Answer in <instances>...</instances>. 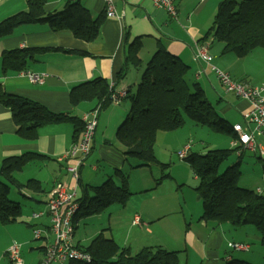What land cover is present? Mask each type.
<instances>
[{
	"label": "crops",
	"instance_id": "1",
	"mask_svg": "<svg viewBox=\"0 0 264 264\" xmlns=\"http://www.w3.org/2000/svg\"><path fill=\"white\" fill-rule=\"evenodd\" d=\"M68 1L46 0L45 10L51 13L62 11ZM80 1L94 18L106 14L105 0ZM222 1L174 0L177 9V17L174 18L165 9L158 7L155 0H112L115 17L108 18L106 14L99 37L94 42L87 43L76 39L70 31L54 32L49 26L41 24L20 26L10 36L0 39V86L8 94L37 102L53 113L69 114L82 121V117L98 108V104L93 101L72 106L70 91L74 86L96 79L105 80L109 85H115L118 91L122 89L128 91L127 97L120 104H113L107 109H101L92 153L81 167L78 183L68 174L66 170L68 162L64 159L65 154L75 142L73 125L70 123L49 125L39 130L36 139H26L17 134V127L9 108L0 104V169L4 160L28 153L46 158L31 162L22 171L15 173V183H10L0 177L1 181L9 185L10 193L14 188L23 199L19 202L12 201L20 205V217L7 225L0 222V264H5L4 261L11 264L8 259V249L14 243L22 245L21 255L24 264H44L46 247L54 239L50 230L51 217L48 211V201L55 186L58 183L65 184L69 191L75 190L78 199H80L82 185L98 187L110 179L120 184L115 175L116 171L127 175L129 189L133 196L126 207L111 206L112 213L108 222L106 223L101 218V223L95 228V234L107 232L110 234L108 238L113 239L123 248H129L132 254L149 246L163 247L168 250L169 247L164 246L160 240L159 228L162 219L170 215L167 211H163L165 205L168 204L159 202L160 194L157 196L153 194V191L158 190L165 179L157 185V180L160 178L158 179L153 171L152 166L154 165L143 167V169L134 168L138 166V161H131V159L126 161V148L115 140L116 132L127 118L126 116L129 115L130 96L137 93L142 74L159 49L163 48L179 58L190 68L189 76L193 79L196 78L198 82H200L199 79L203 72L208 74L209 69L213 71L211 63L207 64L197 59L196 53L198 48L207 46L210 56V48L213 45L211 42H215V39L210 38L206 42L202 40L211 28L218 6ZM27 8L26 0L0 1V23L27 10ZM136 40L141 43L139 58L142 65L138 69L130 67L124 79L120 80L118 76L126 67L129 48ZM210 40L212 41L210 42ZM22 49H45V51L34 55V58L29 61L26 71L4 74L2 70L4 53ZM62 50H72L77 53H66ZM223 67L224 69L221 71L228 73L234 79L230 71L233 70L232 64ZM31 73L47 74L48 77L43 84L32 83L28 78ZM211 77L212 75L209 74L208 79L211 80ZM133 86H136L134 91H132ZM213 90L218 93H216L218 96H221L220 101L236 106L241 115L249 108L246 101L238 100L239 103H237L228 96H224L222 90H219L216 85H213ZM162 133L165 132H160L157 135L155 153L159 140L162 137L163 140L169 139L170 136L165 135H172L173 132ZM191 152H194L192 148ZM29 166H31V172L23 175V171ZM151 169L152 173L150 174L148 171ZM30 180L36 181L40 190L26 188L25 184ZM196 181L199 182L197 177ZM20 186L24 187L20 188ZM258 190H261L260 187L255 191ZM149 203L151 204L148 205ZM182 213V220L176 221L180 231L178 232V229L173 231L169 244L172 248L171 251L180 253L181 264H226L228 261L235 260L234 255L224 256L225 244L235 241L229 239L231 230L214 223L201 222L202 215L200 216L199 212L196 217L195 213H187L184 209ZM36 214H41V216L36 217ZM116 215L119 218L117 221L123 222L122 235L118 237L120 241L115 235L118 225L114 219ZM136 216L141 218L140 225L133 223ZM78 225L79 223L76 224L75 234ZM35 229L43 230L46 235L35 239ZM242 231L244 232L241 233L246 236L245 240H249L251 237L253 240L259 239L260 241V237L256 236L251 228L245 227L242 228ZM239 243L247 244V242ZM75 244L84 249L88 247L82 246V241ZM181 254L184 255L181 256ZM52 264L68 263L54 262Z\"/></svg>",
	"mask_w": 264,
	"mask_h": 264
},
{
	"label": "trees",
	"instance_id": "2",
	"mask_svg": "<svg viewBox=\"0 0 264 264\" xmlns=\"http://www.w3.org/2000/svg\"><path fill=\"white\" fill-rule=\"evenodd\" d=\"M26 2L27 10L0 23V39L10 36L20 26L41 24L49 26L54 32L70 31L76 39L90 43L98 39L106 19V14L94 18L80 0H69L62 11L52 13L45 10L46 0ZM210 38L224 44L223 54L234 53L239 58L247 57L255 49H264V0H223L202 41L206 42ZM140 49L141 43L138 40L130 46L126 67L118 76L120 80L124 79L130 67L138 69L142 65ZM42 51L45 49L5 52L2 57L3 73L26 71L29 61ZM65 52L77 53L72 50ZM189 70L179 58L163 48L147 64L137 93L130 96L129 115L116 134L118 141L126 148V161L134 159L139 162L134 168L156 164L162 170L169 168V165L158 162L155 155L157 135L181 129L184 125L182 114L198 125L208 126L214 131L225 132L234 137L232 126L217 115L200 84L195 83L192 88L187 84ZM111 94L110 85L105 80L96 79L74 86L70 91V103L78 106L95 101L97 107L104 110L112 105ZM0 104L9 108L17 134L26 139H36L43 127L70 123L75 129L73 139L77 141L84 129L79 118L53 113L37 102L8 94L1 86ZM233 151L213 150L206 154L190 152L184 160L200 182L196 189L202 202L200 221L217 225L229 224L234 229L252 225L264 246V194L238 186L242 176L241 162L229 167L224 173H219L222 164ZM45 159L34 153L6 159L0 169V177L15 183V173L22 171L31 162ZM115 175L120 184L110 179L98 187L82 185V196L78 200L80 207L74 217L75 228L81 220L101 215L113 205H128L133 196L128 177L121 171H116ZM165 178L167 177L163 176L157 180V185ZM22 187L24 186H20ZM25 187L40 190L39 184L34 180L28 181ZM9 195V185L0 180V222L3 225L13 223L21 215L20 205L12 202ZM85 249L92 256L91 262L71 261L68 264H181L178 252H170L161 247H146L139 253L132 254L129 248L121 247L116 241L106 237L104 232L94 238ZM226 264L251 263L231 260Z\"/></svg>",
	"mask_w": 264,
	"mask_h": 264
},
{
	"label": "rangeland",
	"instance_id": "3",
	"mask_svg": "<svg viewBox=\"0 0 264 264\" xmlns=\"http://www.w3.org/2000/svg\"><path fill=\"white\" fill-rule=\"evenodd\" d=\"M211 41L212 40H210V42ZM211 44L213 45L210 48V56L213 58V61L211 62V65L213 67H216L217 69L221 70L224 69L223 67L224 65L232 64L233 70L230 71L232 73L234 80L236 79V81L238 82L247 83L249 86L252 87L259 86L264 83V49L263 48L255 49L245 58H239L234 53L223 54V50H224L223 43H220L217 40H215V42L213 43L211 42ZM208 72H209L208 74H204V72L202 73V76L199 79L200 82H198V80L196 81V78L193 79L188 74L186 79L187 84L191 88L195 83L200 84V86L204 88L203 90L206 94V98L210 101V103L214 107L217 115L222 119H224L225 121H228V123L231 126H234L235 124L238 123L240 124L244 123V117L243 115H241L240 110L236 106H231L229 105V103L225 101H220L221 96H218L217 95L218 93L216 92L217 93L216 94L214 92L213 85H216L219 90L221 89L223 95L228 96V98H230L233 102L239 103V101L242 102L245 101H243L242 99H238L232 94L225 95L229 93L226 92L225 88L221 84L217 73L215 71H212V69L211 70L209 69ZM209 74L212 75L211 80L208 79ZM135 87L136 86L132 87V91H134ZM110 91L112 92L111 104L117 105L113 101V95L119 91L116 90L115 85H110ZM120 91L124 92V89ZM127 95H128V91H127ZM99 110L101 111V108H99ZM182 116L184 119L183 127L173 132L172 135H165V136H170L168 137L169 139L163 140L162 137L157 143V147H156L155 155L157 157L158 162L169 165V168L167 170H162V167L160 165L156 164L152 166L153 171L157 175L158 179L159 178L161 179L163 176L167 177L163 181V184L159 186V189L158 190L155 189V191H153V194L155 196L160 194L159 202L168 204L165 205L163 211L164 212L167 211V213L170 215L162 219L159 228H160V240L162 241L164 246L169 247L168 250L167 249L166 250L170 252H173L171 251L172 248L169 246L170 235L174 233L176 229H178V232L180 231V227L176 223V221L182 220L181 218L183 215L182 213L183 209L187 211V213L190 212L195 213V217L198 214V212L200 213L199 214L200 216L202 215V202L198 192L196 191L200 182L197 183L196 175L194 174L193 170L190 168L189 164L186 161L180 159L178 155L179 152L183 150L185 144L188 143L192 145V151L200 154H206L207 152L213 150H230V151L234 150V148L231 145L232 136H229L225 132L214 131L208 126L198 125L192 120H190L185 114H182ZM167 133L169 132H165L162 134H167ZM115 140L119 142L117 139V135ZM258 141L264 142L262 138H259ZM242 155H241L242 157H240L239 152L233 151V153H231V155L222 164L219 173L222 174L229 167H232L233 165H236L239 162H241L240 170L242 176L240 178L238 186L240 188L253 190V191L257 190V188L260 187L261 192L264 193V160L261 159V157L258 154H254L250 151H245ZM133 160L134 159H131V161ZM30 168L31 166L27 167V169H25L22 174L23 175L29 174L31 172ZM140 168L143 169V167ZM148 172L151 174L152 169L149 170ZM9 199L11 201H16V202L23 200L22 196L18 195L17 191L14 188H12L11 190ZM151 203H149L148 205H150ZM115 206L116 208L119 207L118 205ZM111 208H108L101 215L90 216L81 220L79 222L78 229L75 234L74 243H77L78 241H82V246L85 247L89 246L92 239L99 234V233L95 234L96 231L95 228L101 223L100 221L101 218H103V220L106 223L108 222L109 216L112 213ZM178 212L180 213L178 214ZM114 219L116 220V222H118V225L116 226V230H115V235L118 241H120L118 237L122 235L123 222L117 221L119 219L117 215L114 216ZM221 226H225V229L228 228L229 230H231L230 231L231 234H229V239L235 240L234 242L231 243L247 242L246 245L249 246V252L236 251L229 247L228 244L229 242H228L225 244L226 246L224 250V256L234 255L236 257L235 260H241V261L249 262L251 264H264V246L261 245L259 239L253 240V238L250 237L249 240H245L244 238H246V236L243 235L244 233H241L244 232L242 231V228L247 227V228H251V230L255 232L256 236H259L254 226L248 225L239 229H234L229 224H221ZM235 233L240 235L237 234L235 235ZM105 235L106 237H109L110 234L106 232ZM76 247L77 248L79 247L80 249H84L79 245H77ZM149 247H153V246H149ZM161 248L164 249L163 247ZM84 250L86 251V249ZM140 250H138L137 253H139ZM189 252L193 253L191 251ZM178 255H180L179 252ZM183 255L184 254H181V256ZM191 256L193 257V255ZM4 262L5 264H7V261ZM11 264L13 263L11 262Z\"/></svg>",
	"mask_w": 264,
	"mask_h": 264
},
{
	"label": "built area",
	"instance_id": "4",
	"mask_svg": "<svg viewBox=\"0 0 264 264\" xmlns=\"http://www.w3.org/2000/svg\"><path fill=\"white\" fill-rule=\"evenodd\" d=\"M2 1V0H0ZM107 4L106 14L108 18H114V5L112 0H105ZM155 4L165 9L172 17H177V9L174 0H155ZM207 46L198 48L196 57L199 60L211 63L212 58L209 56ZM218 78L225 88L226 92L232 94L249 104V108L243 113L244 123L235 124L232 127L234 137L231 145L235 151L241 156L245 151L258 154L264 159V83L259 86H249L247 83L238 82L226 73L216 67H213ZM47 74L28 75L32 83L43 84L47 78ZM127 97V90L119 91L113 95L115 104H119ZM99 107L86 113L82 117L84 129L75 141L70 150L65 154L64 159L68 162L66 170L72 179L78 183L80 181V170L92 153L93 141L98 127ZM192 145L186 144L179 152L181 160H185L191 152ZM261 193V190L257 191ZM78 195L75 190L69 191L63 183H58L51 192L48 201V211L51 217L50 230L54 235V239L46 247L44 264L68 263L71 261L86 262L92 261L90 253L84 249L77 248L74 243L75 223L74 217L79 210ZM41 214H36L40 217ZM141 218L136 216L134 224H140ZM46 233L41 229L34 230L35 239L44 237ZM229 247L236 251H249V246L243 243H229ZM8 258L13 264H24L21 255V245L12 244L8 249Z\"/></svg>",
	"mask_w": 264,
	"mask_h": 264
}]
</instances>
